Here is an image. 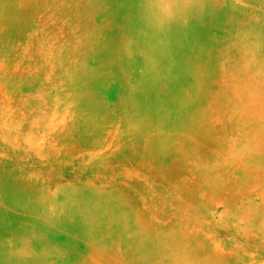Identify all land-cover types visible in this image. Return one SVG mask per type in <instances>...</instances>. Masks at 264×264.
<instances>
[{
	"label": "rangeland",
	"instance_id": "obj_1",
	"mask_svg": "<svg viewBox=\"0 0 264 264\" xmlns=\"http://www.w3.org/2000/svg\"><path fill=\"white\" fill-rule=\"evenodd\" d=\"M212 1L208 18L195 17L187 35L204 57L203 94L197 97V87L185 93L197 102L186 99L181 108L200 118L179 132L183 118L170 110L171 124L147 127L150 144L134 133L133 111L122 103L111 101L92 127L74 121L65 53L71 26L92 19L80 12L86 0H0V264H122L125 248L104 237L82 239L109 215L107 223L126 228L116 233L128 241V257L152 248L134 243L141 232L174 244L179 256L160 264H264V238L255 230L264 209V150L252 152L261 141L252 123L260 85L245 68L239 35L264 26V0ZM132 2L115 6L127 14ZM184 39L172 50L182 53ZM116 72L107 70L106 92ZM83 203L89 209L82 207L83 224L75 226V204ZM246 209L252 222L241 217ZM39 217L48 226L33 224Z\"/></svg>",
	"mask_w": 264,
	"mask_h": 264
},
{
	"label": "bare ground",
	"instance_id": "obj_2",
	"mask_svg": "<svg viewBox=\"0 0 264 264\" xmlns=\"http://www.w3.org/2000/svg\"><path fill=\"white\" fill-rule=\"evenodd\" d=\"M115 2L117 0H86V5L80 12L92 19L88 20V23L77 22L72 25L73 27L71 26L75 32L70 33L68 42L71 48L65 54L66 57L70 58L71 64V74L67 78L69 79L67 80L69 82L67 91L69 104L75 111L74 121H77L78 125L89 122L90 127H92L91 125L96 122L97 116L102 118L104 115L101 114L103 113L102 109H106L104 107L112 101L115 108L116 105L122 103L125 108L128 107L133 111V131L143 142L153 144L152 133L154 132L147 127H158V124L163 123L171 124L173 118L175 119V116L173 117L171 114L172 112L183 118L179 132L181 130L190 132L191 128H187L185 123H192V120L200 117L195 114L185 115V107H181L184 106L186 99H189L190 106L197 102L194 96H186L185 93L190 94L197 87V97L203 94L200 92L199 84L202 58L204 59V57L199 52L200 45L194 42L196 40L192 41L187 35H189L195 17L198 21L205 20L204 17L208 18L211 11L207 5L210 2L214 3V1L133 0L131 7L126 10L127 14L119 12ZM91 3L94 4V8L89 9ZM180 4L183 11L179 9ZM177 21H181L180 24ZM235 27L240 29L238 21ZM262 27L264 26H257V30L251 29L239 33L245 40L241 43L243 53L246 56L245 68H250L249 71L255 72L257 83L260 85L257 93L254 94L255 98H252L253 102L256 103L254 106H258L260 109L258 121L252 122L257 127V138L261 139L252 152L258 153L260 149L264 150V32L262 31L264 28ZM179 28L185 29L183 36L185 37L184 40H187L185 50L182 53L172 50L174 49L172 42L179 37L183 39V36L179 35L181 30ZM193 34V36L198 35V33ZM228 49L229 45L226 44L223 50L228 51ZM111 68L117 69V78L111 86L113 92H106L107 88L104 87L109 81L107 70ZM95 85L97 86L95 87ZM98 85L101 87L98 88ZM105 92L111 94H109L108 100L103 101L100 96ZM246 101L250 102V100ZM197 107H201V104L197 103ZM141 113L144 116L140 115ZM169 113L170 119L168 118ZM135 120H137V127H135ZM142 125L145 126L141 127ZM260 144L263 145L260 146ZM248 148L246 150H249ZM247 156L248 159L245 162L244 160L240 162L244 168L247 167L246 162L250 160L249 154ZM62 202L65 203V200ZM86 205H90V203ZM83 206L84 203L83 205L75 204L74 209H78L77 216L73 217L75 220L73 225L75 226L83 222ZM85 209H89V207L84 206L83 211ZM246 210L242 212L244 216L241 217L247 222H252L253 215L249 213L248 209ZM260 213L262 214L256 216L258 222L255 230L258 235L264 238V209ZM105 217L104 223L97 224L98 229L93 231L92 238L82 239L86 242H97V239L104 237L106 241L112 240L114 244L111 246L112 248H125V252L119 257L122 264H145V261L147 264H160L157 262L160 259L165 258L167 260V258L179 256L173 243H168L154 235L139 232L136 234L137 239H133L134 243H138L139 246L149 244L153 246L152 248H144L140 255L133 254L128 257L129 250L125 247V243L128 241L116 233L120 229L126 230V228L122 223L118 228L114 224L107 223V219L112 218V215ZM39 218L41 221L36 223L34 220L35 223L33 224L38 227L48 226L47 222L43 220L44 217ZM54 228L52 226L50 229ZM112 229L115 231L111 232ZM33 241L41 243L44 239L37 237ZM108 245L111 244L108 243ZM163 249L166 251L165 253H161ZM168 249L170 250L167 251ZM92 250L94 251L95 248Z\"/></svg>",
	"mask_w": 264,
	"mask_h": 264
}]
</instances>
